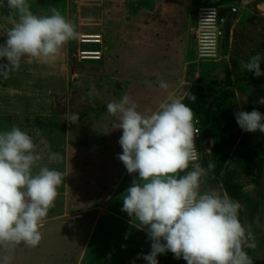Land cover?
<instances>
[{
  "label": "rangeland",
  "instance_id": "374dc122",
  "mask_svg": "<svg viewBox=\"0 0 264 264\" xmlns=\"http://www.w3.org/2000/svg\"><path fill=\"white\" fill-rule=\"evenodd\" d=\"M27 3L31 12L38 16L51 15V9H57L76 26L79 33L78 39L70 40L62 47L55 61L40 60V68H28L30 75H34L32 71H39L36 73L38 78L33 79L37 80L35 84L39 87L36 90L44 91L49 102L34 108L30 105L38 97H33L28 115L24 116L26 130L23 131L32 137L37 152L42 155L38 166L63 173L59 194L67 191L69 183L66 155L71 116L79 115V126L85 123L86 117L89 124L101 122L103 99L100 87L103 82H109L111 91L120 88L118 78H124L126 73L117 65L124 58H132L134 46L149 48L161 44L159 48L162 51L154 53L165 55L166 51H170L172 42L184 41L189 27V36L196 41L198 51L195 21L199 7L217 6L221 10L225 23L219 56L200 60L185 68V90L189 89L190 93L196 88L193 94L197 99L188 103L186 96L183 103L187 106L193 103L201 110L211 107L220 113L232 143L222 158L221 174L218 176L206 171L207 175L202 177L201 192L215 190L242 205L239 220L253 233L255 240V247L245 250L253 264H264V133L243 131L235 117L240 111L258 110L264 114V105L257 102L264 97V76L256 77L240 68L241 61L246 62L258 53L264 55V0H27ZM232 7L238 8V12L232 14ZM89 16L94 18L92 22L88 21ZM18 19L15 10L0 7V22H18ZM84 35L101 36L103 47L83 44L81 36ZM84 50H101L103 59L98 62L82 61L78 53ZM190 52L195 53L193 46H190ZM261 69L264 71V62ZM36 75L21 80L31 81ZM42 93L34 95L42 97ZM3 98L0 96V108L9 105ZM20 102L25 104L24 99ZM7 119H0V132L11 130ZM82 133L84 135L85 132ZM203 139L211 143V148L216 143L215 138ZM204 141L199 144L201 158L208 157L211 152ZM112 145L120 146L118 142ZM51 152L59 153L61 158L50 160ZM191 170L192 166H189L179 175ZM91 181L88 180V185L92 184ZM50 213L48 211L47 215ZM59 245L62 246L61 243ZM95 248L94 242L92 249ZM16 250H25L30 254L28 261L24 259V264L31 261L40 264V243L35 248L22 243L13 251ZM5 254V250L0 248V256ZM171 255L167 252L157 257L158 264H166ZM90 258L89 255L86 264ZM125 262L126 259L123 264Z\"/></svg>",
  "mask_w": 264,
  "mask_h": 264
},
{
  "label": "clouds",
  "instance_id": "9594fccd",
  "mask_svg": "<svg viewBox=\"0 0 264 264\" xmlns=\"http://www.w3.org/2000/svg\"><path fill=\"white\" fill-rule=\"evenodd\" d=\"M0 7L15 10L19 17L7 30L5 43L0 44V60L7 61L0 63L4 79L19 67L23 57L55 61L62 47L79 37L76 26L55 8L51 15L38 16L31 12L27 0H0ZM87 19L92 22L94 18ZM262 62L264 55L258 53L241 61L240 68L264 76ZM159 86L164 90L169 87L163 80ZM92 88L94 91L95 86ZM186 95L197 99L195 94ZM257 102L264 105V97ZM106 110L122 130L118 159L130 175L138 174L123 196L122 211L147 230L151 251L139 254L146 264H158L157 257L167 252L187 264H253L245 249L254 248L255 240L239 220L242 205L215 190L201 192L207 172L198 163L179 175L189 168L199 133L191 108L169 94L168 102L157 110L141 112L124 94L118 101L108 102ZM235 117L243 131L264 133V114L258 110L240 111ZM70 119L75 123L79 115ZM60 158L59 153H49L50 160ZM41 160L27 132L17 126L0 132V248L6 253L22 243L35 248L42 240L40 229L64 175L38 166ZM214 167L210 162L208 171ZM11 261L10 254L0 256V264Z\"/></svg>",
  "mask_w": 264,
  "mask_h": 264
},
{
  "label": "crops",
  "instance_id": "0c3cea01",
  "mask_svg": "<svg viewBox=\"0 0 264 264\" xmlns=\"http://www.w3.org/2000/svg\"><path fill=\"white\" fill-rule=\"evenodd\" d=\"M16 22H0V44L5 43L7 30ZM195 22L197 24V20ZM171 46L165 55L154 53L162 51L159 48L161 44L149 48L134 46L132 58H124L117 65L126 73L124 78H118L120 88L111 91L109 82H103L100 87L103 99L101 122L89 124L86 117L85 123L79 126L70 119L66 155L68 189L58 193L54 206L49 210L51 213L40 229V264H86L89 255L91 258L87 264H123L125 259V264H129L133 260H143L139 254L151 251L147 230L139 228V222L122 211L123 196L138 174L130 175L118 159L122 148L112 144L119 141L122 130L116 128L118 120L107 113L106 106L124 94L137 104L141 112L157 110L161 103L168 102L169 94L183 102L189 93V89L185 90L187 82L183 79V72L187 66L200 61L196 41L189 36V27L184 41L172 42ZM190 46L194 47L195 53L190 52ZM6 62L0 60V63ZM30 66L40 68V60L25 56L7 79L0 77V96H7L8 100L3 99L9 103L8 107L0 108V119L7 117L11 128L17 126L26 130L24 116L28 115L33 97H38L30 105L34 108L49 102L44 91L36 90L39 87L35 84L37 80L33 79L38 78L36 73L39 71H32L34 75H30ZM35 75L31 81L21 80ZM161 80L169 85L167 90L160 88ZM40 92H43L42 97L34 95ZM22 99L25 104L20 102ZM88 180H92L91 185H88ZM94 242L96 248L92 249ZM6 254L12 256L11 264H24V259L28 261L30 257L25 250Z\"/></svg>",
  "mask_w": 264,
  "mask_h": 264
},
{
  "label": "built area",
  "instance_id": "2783aa9c",
  "mask_svg": "<svg viewBox=\"0 0 264 264\" xmlns=\"http://www.w3.org/2000/svg\"><path fill=\"white\" fill-rule=\"evenodd\" d=\"M238 12V8L232 7L231 13L235 14ZM225 19L221 14V10L217 6H201L198 9V18H197V40H198V57L200 60H211L216 59L219 56V45L220 40L223 36V24ZM94 37L93 41L87 39L90 35L81 36V42L85 45L94 44L98 48L103 47V39L101 36L92 35ZM79 56L82 61H94L98 62L103 59V52L101 50L95 51H79ZM193 112V111H192ZM194 114V112H193ZM194 127L199 130V133L196 135L194 143L195 149L193 151V159L190 162L189 166L193 164H199L201 162L200 151V142L203 140V133L200 127V120L194 114ZM206 142V141H204ZM208 142H206L207 145ZM129 264H146V261L143 260H133Z\"/></svg>",
  "mask_w": 264,
  "mask_h": 264
},
{
  "label": "trees",
  "instance_id": "16d2710c",
  "mask_svg": "<svg viewBox=\"0 0 264 264\" xmlns=\"http://www.w3.org/2000/svg\"><path fill=\"white\" fill-rule=\"evenodd\" d=\"M196 88L192 89L191 94L195 91ZM188 103L192 102L188 96L185 99ZM194 114L200 120V127L205 138H215L216 143L211 148L210 155L208 157L202 158L200 165L207 172L213 173L215 175H220L222 172V158L225 155L227 148L231 145L232 139L228 134V131L224 124L221 121V115L218 111L212 110V108L199 109L197 105L193 103L189 106ZM213 163L215 167L208 171V164ZM182 175V174H180ZM166 264H187L183 258L176 259L174 254H172L166 261Z\"/></svg>",
  "mask_w": 264,
  "mask_h": 264
},
{
  "label": "bare ground",
  "instance_id": "6f19581e",
  "mask_svg": "<svg viewBox=\"0 0 264 264\" xmlns=\"http://www.w3.org/2000/svg\"><path fill=\"white\" fill-rule=\"evenodd\" d=\"M87 39L93 41L94 37L92 35H90V37H87Z\"/></svg>",
  "mask_w": 264,
  "mask_h": 264
},
{
  "label": "water",
  "instance_id": "95a60500",
  "mask_svg": "<svg viewBox=\"0 0 264 264\" xmlns=\"http://www.w3.org/2000/svg\"><path fill=\"white\" fill-rule=\"evenodd\" d=\"M207 148H211V143L210 142L207 143Z\"/></svg>",
  "mask_w": 264,
  "mask_h": 264
}]
</instances>
